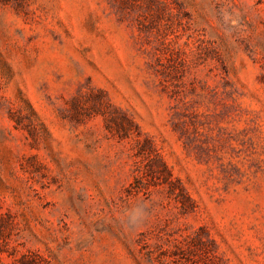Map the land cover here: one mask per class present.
Instances as JSON below:
<instances>
[{"label": "rangeland", "instance_id": "obj_1", "mask_svg": "<svg viewBox=\"0 0 264 264\" xmlns=\"http://www.w3.org/2000/svg\"><path fill=\"white\" fill-rule=\"evenodd\" d=\"M0 264H264V0H0Z\"/></svg>", "mask_w": 264, "mask_h": 264}]
</instances>
